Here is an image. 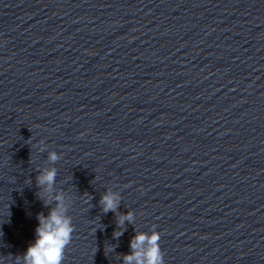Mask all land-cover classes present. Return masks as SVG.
<instances>
[{"label":"clouds","instance_id":"9594fccd","mask_svg":"<svg viewBox=\"0 0 264 264\" xmlns=\"http://www.w3.org/2000/svg\"><path fill=\"white\" fill-rule=\"evenodd\" d=\"M50 161L59 159L53 151L48 155ZM56 169H46L37 176V186L42 189L38 193L47 206V194L51 193L56 182ZM56 207L51 208L47 216L38 214L39 221L35 229V241L31 243L23 255L15 257L16 264H62L65 249L72 241L74 225L71 217L67 215L62 193L55 195ZM100 203L103 212H117L120 205V196L111 191H105ZM132 212L121 213L117 218V226L123 229L125 221L132 222ZM122 231L113 233L119 238ZM161 235L155 229L150 233L139 232L130 243L131 253L123 256V264H164L163 252L159 241Z\"/></svg>","mask_w":264,"mask_h":264}]
</instances>
